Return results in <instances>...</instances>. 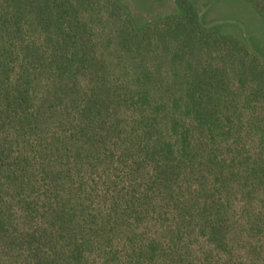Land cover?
I'll use <instances>...</instances> for the list:
<instances>
[{"label": "trees", "instance_id": "1", "mask_svg": "<svg viewBox=\"0 0 264 264\" xmlns=\"http://www.w3.org/2000/svg\"><path fill=\"white\" fill-rule=\"evenodd\" d=\"M0 264H264V0H0Z\"/></svg>", "mask_w": 264, "mask_h": 264}]
</instances>
